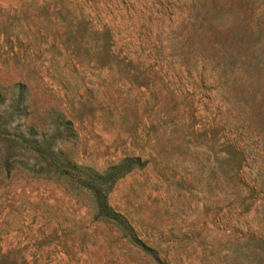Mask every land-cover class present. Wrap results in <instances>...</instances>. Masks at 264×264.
Masks as SVG:
<instances>
[{
	"label": "rangeland",
	"instance_id": "rangeland-1",
	"mask_svg": "<svg viewBox=\"0 0 264 264\" xmlns=\"http://www.w3.org/2000/svg\"><path fill=\"white\" fill-rule=\"evenodd\" d=\"M0 264H264V0H0Z\"/></svg>",
	"mask_w": 264,
	"mask_h": 264
},
{
	"label": "trees",
	"instance_id": "trees-1",
	"mask_svg": "<svg viewBox=\"0 0 264 264\" xmlns=\"http://www.w3.org/2000/svg\"><path fill=\"white\" fill-rule=\"evenodd\" d=\"M139 157H125L124 159L120 160L117 164H114L110 166L106 171H104L101 174H96V176H93L91 174H88V177H90L92 180H99L100 183L96 184V187L94 188V192L96 194V200L98 204V208L107 216L118 219L119 215L114 212L110 206H108L105 198V188L102 186V182H106L107 180L114 179L117 176L121 175L126 170H129L133 161H138ZM66 169L68 171H74L71 166L65 165ZM94 187V186H92ZM120 221V220H119Z\"/></svg>",
	"mask_w": 264,
	"mask_h": 264
}]
</instances>
